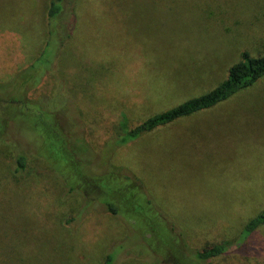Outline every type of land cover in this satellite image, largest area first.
<instances>
[{"label": "rangeland", "instance_id": "1", "mask_svg": "<svg viewBox=\"0 0 264 264\" xmlns=\"http://www.w3.org/2000/svg\"><path fill=\"white\" fill-rule=\"evenodd\" d=\"M49 2L0 0V264H197L217 244L203 264H264V224L243 234L264 209V77L116 145L264 55V0H64L51 29L73 35L36 82Z\"/></svg>", "mask_w": 264, "mask_h": 264}, {"label": "trees", "instance_id": "2", "mask_svg": "<svg viewBox=\"0 0 264 264\" xmlns=\"http://www.w3.org/2000/svg\"><path fill=\"white\" fill-rule=\"evenodd\" d=\"M63 3L64 0H50L49 2V7L47 11L48 24L50 26L49 38L46 41L42 54L37 59L36 63L32 65L29 68L28 72L26 73V75H29L31 73L29 75L30 77L32 75V72L30 71L34 70L39 66L41 68V72L37 74L38 78H36V82L39 81L41 82V80L43 81L44 78H46L47 75L51 73L49 71L45 72L47 70V67L45 68L46 70L42 72L44 66H47V64L50 63L49 59L50 57L52 58L51 53L54 52L53 54L54 60L55 59L60 60V57L62 55L61 52L63 51L65 46L68 45L71 39V35H73L72 32L69 33L67 35L68 37L67 36L64 37V39L61 42L60 39L56 37L54 29H51L52 24L61 15L63 11ZM263 77H264V55L254 56L249 51L246 50L242 53L240 61L230 66L227 78L224 79L221 83H219L215 88H213L207 93L190 98L165 111L156 113L131 129H124L125 131L123 132V134H120V136L117 138L116 145H125L127 142L136 140L137 138L144 136L148 133H151L162 126L172 124L185 117L197 114L205 110H209L215 107L216 105L220 104L221 102L228 100L236 93L255 85ZM0 88H2L1 85ZM58 92L59 89H57L56 93L58 94ZM59 95L62 96L63 99L64 97H66V91L65 94L63 92L60 93ZM55 97L59 99L61 98L58 97L57 95ZM30 103L33 102L30 101ZM33 104L39 106V104H37L36 102ZM41 110H46V109L41 108ZM8 137L9 136L3 138V141L7 142L6 140L8 139ZM51 148L53 152L54 151L57 152V150L52 146ZM15 152L16 155L14 162V172L23 173L27 169L28 155L18 151L16 148H15ZM57 172L61 176H63L59 170H57ZM75 189H76L75 187L69 186L68 191L71 193L76 192ZM105 203L107 204L109 211L112 214H116V215L118 214L116 206H114L111 203H107V202ZM263 224H264V209L247 222V224L244 227L243 234L245 236H250L258 227H260ZM224 250L225 247L221 244L219 245L217 244L212 247L203 249L197 254V260L199 261L197 264H203L202 262H206L211 258L219 256L224 252ZM112 262H113V257L109 255L103 264H112Z\"/></svg>", "mask_w": 264, "mask_h": 264}]
</instances>
